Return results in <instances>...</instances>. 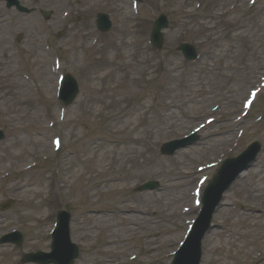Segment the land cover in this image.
I'll return each instance as SVG.
<instances>
[{
  "label": "rangeland",
  "instance_id": "obj_1",
  "mask_svg": "<svg viewBox=\"0 0 264 264\" xmlns=\"http://www.w3.org/2000/svg\"><path fill=\"white\" fill-rule=\"evenodd\" d=\"M20 1L34 13L18 14L0 1V129L6 134L0 142V204L9 200L14 204L11 211L0 213V233L18 228L26 235L23 251L45 250L49 227L45 218L61 202L73 214V235L82 250L116 251L113 259L126 261L136 255L133 264H170L186 222L194 217L181 209H191L196 165L219 159L238 129L245 134L236 147L231 146L236 154L264 130V121H254L256 115H264V91L242 125L231 124L245 90L263 75L264 0L252 10L249 0H200L201 7L191 0H142L140 18L132 17L128 0ZM68 5L73 18L69 26L63 25L60 38L58 22ZM43 10L52 11L48 21L41 17ZM97 12L111 16L107 34L95 30ZM160 13L168 15L170 29L164 32L162 53L153 56L145 47L143 31ZM19 34L22 39L15 43ZM92 37L99 38L96 46L91 45ZM45 40L51 41L52 49L44 48ZM182 42L196 47L198 61L182 60L176 51ZM55 56L61 72L74 76L80 88L62 123L56 120ZM152 61L162 66L156 76ZM253 67L256 75L249 79ZM105 70L107 74L101 75ZM126 103L130 106L123 114L111 116ZM214 106L217 121L201 131L195 146L172 156L160 154L162 143L186 135ZM49 122H54L52 128ZM125 124L135 133L129 134ZM52 135L63 142L54 158ZM260 144L263 150L255 166L241 174L215 213L214 227L204 239L202 264H216L213 247L226 238L228 245H255L237 264H264V258L257 261L254 255L256 250L264 252V139ZM194 148L203 152L196 157ZM33 163L36 168L25 172ZM52 166L58 168L55 176ZM52 179L56 189L49 195ZM145 180H158L160 189L134 193ZM91 187L100 190L90 198L99 203L87 207L81 193ZM110 189L113 192L106 193ZM104 209L115 212L86 213ZM36 222L39 226L34 228ZM97 230L101 237L95 239ZM38 239L44 242L38 244ZM7 256L12 261L15 254Z\"/></svg>",
  "mask_w": 264,
  "mask_h": 264
},
{
  "label": "water",
  "instance_id": "obj_2",
  "mask_svg": "<svg viewBox=\"0 0 264 264\" xmlns=\"http://www.w3.org/2000/svg\"><path fill=\"white\" fill-rule=\"evenodd\" d=\"M242 168H243V165H241V166H239V167H237L236 169H235V171L232 173V174H230V175H225V177H221V180L223 181V185L222 186H217L216 184L215 185H213V186H211L209 189V191H211V192H215L214 193V197H213V201L211 200V201H208L206 204H205V213H204V221H203V225L200 227V230H202L201 232H200V235L203 233V229H204V225H206L207 224V222H208V219H209V216H210V214L212 213V210H213V208H214V206L217 204V200L219 199L218 197H219V195H220V193L225 189V187L233 180V178H234V176L239 172V171H241L242 170ZM212 193V194H213ZM64 249L66 250V246H64ZM65 253H67V251H64ZM191 254H193L194 255V260H193V264H196L197 263V260H198V251H197V249H192L191 248V251H190V254H189V256L191 255ZM75 253H74V251H72V253H69L68 254V259H67V263L68 264H70L71 263V261L73 260V258H75ZM184 257V260L186 259V258H188L189 256L186 254V253H184V255H183ZM62 257V255L61 254H59V256L57 257L58 259H60Z\"/></svg>",
  "mask_w": 264,
  "mask_h": 264
},
{
  "label": "bare ground",
  "instance_id": "obj_3",
  "mask_svg": "<svg viewBox=\"0 0 264 264\" xmlns=\"http://www.w3.org/2000/svg\"><path fill=\"white\" fill-rule=\"evenodd\" d=\"M255 75H256V72H255V70H254V67L253 68H251V70H250V77H249V79H254V77H255ZM257 77V76H256ZM257 99V98H256ZM256 101V100H255ZM254 101V102H255ZM253 102V103H254ZM252 103V104H253ZM125 111V110H124ZM123 111V112H124ZM123 114V113H122ZM125 127H128V133L129 134H134L135 133V128L134 127H130V126H127V124H125ZM135 140H138L139 138L138 137H136V138H134ZM243 247L244 246H236V252H235V254H230V252H229V250H227L226 252H224L222 249V247H217V248H215L216 250H218L219 251V256H218V258H217V260H216V262H218L219 264H228L227 262L229 261V260H231L232 259V257L233 256H236V258H240V256L242 255V254H244V253H242V249H243Z\"/></svg>",
  "mask_w": 264,
  "mask_h": 264
}]
</instances>
